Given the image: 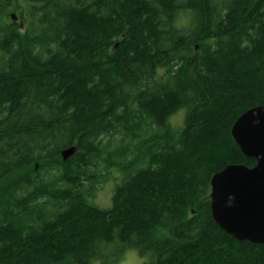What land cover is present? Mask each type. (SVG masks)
Masks as SVG:
<instances>
[{
  "label": "trees",
  "instance_id": "1",
  "mask_svg": "<svg viewBox=\"0 0 264 264\" xmlns=\"http://www.w3.org/2000/svg\"><path fill=\"white\" fill-rule=\"evenodd\" d=\"M31 1L0 0V264H264L211 213L256 165L232 127L264 105V0Z\"/></svg>",
  "mask_w": 264,
  "mask_h": 264
},
{
  "label": "water",
  "instance_id": "2",
  "mask_svg": "<svg viewBox=\"0 0 264 264\" xmlns=\"http://www.w3.org/2000/svg\"><path fill=\"white\" fill-rule=\"evenodd\" d=\"M232 136L256 165H230L213 176L211 213L219 227L236 240L264 245V105L238 118ZM76 151V147L63 151L64 161Z\"/></svg>",
  "mask_w": 264,
  "mask_h": 264
},
{
  "label": "rangeland",
  "instance_id": "3",
  "mask_svg": "<svg viewBox=\"0 0 264 264\" xmlns=\"http://www.w3.org/2000/svg\"><path fill=\"white\" fill-rule=\"evenodd\" d=\"M15 2V1H14ZM19 6L23 9V12H26L30 5H32L31 0H18ZM12 10L16 7L15 3L13 4ZM15 17L14 20L21 21V17ZM23 16V15H22ZM12 19V18H9ZM185 110H180L177 115L173 117L172 125L174 129L179 130L183 127L184 118H185ZM115 181L110 180L107 184L104 185L102 190L99 192L98 197L96 198V203L104 209H107L112 204V196L115 188ZM144 260H142L136 251H128L121 257H111L110 259H98L92 264H143Z\"/></svg>",
  "mask_w": 264,
  "mask_h": 264
}]
</instances>
